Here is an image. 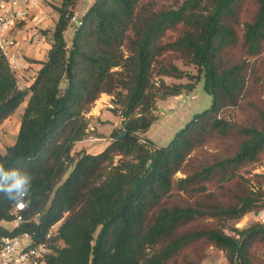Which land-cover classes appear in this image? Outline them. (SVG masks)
I'll list each match as a JSON object with an SVG mask.
<instances>
[{
    "label": "trees",
    "instance_id": "obj_1",
    "mask_svg": "<svg viewBox=\"0 0 264 264\" xmlns=\"http://www.w3.org/2000/svg\"><path fill=\"white\" fill-rule=\"evenodd\" d=\"M73 4L58 9L26 89L0 50V126L28 98L0 164L31 177L21 213L43 214L23 229L42 238L62 220L65 245L47 264H201L210 246L231 264H264V223L229 225L264 209V174L250 176L264 163V0H96L68 44ZM201 77L212 105L157 145L146 133L158 100ZM103 93L123 125L99 152L73 153ZM15 204L0 192V223Z\"/></svg>",
    "mask_w": 264,
    "mask_h": 264
},
{
    "label": "rangeland",
    "instance_id": "obj_2",
    "mask_svg": "<svg viewBox=\"0 0 264 264\" xmlns=\"http://www.w3.org/2000/svg\"><path fill=\"white\" fill-rule=\"evenodd\" d=\"M48 4L53 3L45 0ZM89 5H83L82 9H87ZM79 24H77L78 26ZM76 27L70 25L65 32L66 42H71ZM176 64L183 70L194 75L198 74L197 67L194 65H185L182 60H177ZM168 84H184L190 82V79L164 77ZM205 77L195 84V88L191 92H184L177 96H169L159 99L157 102V120L151 126L146 136L153 140L157 145L165 146L170 143L177 132H179L196 114L210 108L213 102V96L205 89ZM113 96L103 93L95 102L91 110L87 113L89 121L88 135L81 141L77 142L73 153L86 151L89 153H97L102 150L111 141L112 132L119 129L123 125V118L120 113L113 110ZM3 130V129H2ZM0 130V153H5L6 148L11 142V138L15 134L10 130ZM256 173L264 174V163L255 166L252 169L253 176ZM181 176V174H178ZM255 222L264 223V209L256 215L255 212L245 214L237 220L229 222L230 227L239 229L246 228ZM5 229L11 231L13 222L7 221ZM264 257V251L260 252ZM201 264H231L225 253L217 247L210 246L206 250V257Z\"/></svg>",
    "mask_w": 264,
    "mask_h": 264
},
{
    "label": "built area",
    "instance_id": "obj_3",
    "mask_svg": "<svg viewBox=\"0 0 264 264\" xmlns=\"http://www.w3.org/2000/svg\"><path fill=\"white\" fill-rule=\"evenodd\" d=\"M43 0H0V50L6 57L11 68L16 72L20 69V61L25 52L19 39L13 33L15 30L26 26L30 21L38 20V12ZM96 0H73L67 17L69 24L77 27L81 24L83 15ZM63 1L59 3L62 7ZM81 5H89L87 9L81 10ZM24 208L14 205L11 213L13 215V229L7 233H0V264H47L50 255L65 245L60 236L62 220L53 224L41 236L32 229H23L28 225L39 226L43 212L33 217H25L21 212ZM7 221H2L5 227Z\"/></svg>",
    "mask_w": 264,
    "mask_h": 264
},
{
    "label": "crops",
    "instance_id": "obj_4",
    "mask_svg": "<svg viewBox=\"0 0 264 264\" xmlns=\"http://www.w3.org/2000/svg\"><path fill=\"white\" fill-rule=\"evenodd\" d=\"M47 1L54 5L48 4L43 0L36 22L30 21L26 26H22L20 29L13 32L16 38L19 39L25 52L24 58L20 61V69L16 71L21 89H26L34 81L37 72L42 67L41 61L47 59L48 52L52 47L54 29L60 16L58 10L60 8L59 3L63 0ZM67 43L70 44V42ZM27 104L28 98H26L17 111L0 126V130H10L15 134V136L13 135L11 138V142L8 146L13 145L16 141L22 115Z\"/></svg>",
    "mask_w": 264,
    "mask_h": 264
},
{
    "label": "clouds",
    "instance_id": "obj_5",
    "mask_svg": "<svg viewBox=\"0 0 264 264\" xmlns=\"http://www.w3.org/2000/svg\"><path fill=\"white\" fill-rule=\"evenodd\" d=\"M31 185V177L18 169L6 171L3 164H0V192L14 201L18 208H24L30 202L25 197Z\"/></svg>",
    "mask_w": 264,
    "mask_h": 264
},
{
    "label": "water",
    "instance_id": "obj_6",
    "mask_svg": "<svg viewBox=\"0 0 264 264\" xmlns=\"http://www.w3.org/2000/svg\"><path fill=\"white\" fill-rule=\"evenodd\" d=\"M125 132H123L120 136H124ZM256 215H259V212H255Z\"/></svg>",
    "mask_w": 264,
    "mask_h": 264
}]
</instances>
